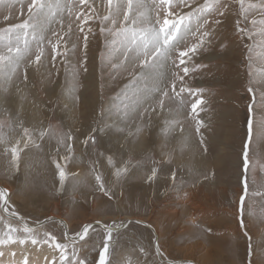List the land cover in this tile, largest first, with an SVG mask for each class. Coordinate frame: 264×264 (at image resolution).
I'll use <instances>...</instances> for the list:
<instances>
[{
    "label": "rangeland",
    "instance_id": "rangeland-1",
    "mask_svg": "<svg viewBox=\"0 0 264 264\" xmlns=\"http://www.w3.org/2000/svg\"><path fill=\"white\" fill-rule=\"evenodd\" d=\"M249 2L259 3L260 0ZM235 10L234 5L233 12L221 26L213 25L216 35L212 43L188 62L190 68L206 65L190 71L185 78L186 86L203 90L199 95L205 101L204 110L198 109L196 117L204 121L200 133L196 132V119L188 116L190 103L177 117L183 121V132L179 127L170 128L165 122L169 110L176 107L170 101H166L162 113L152 114L150 124L147 117L141 119L138 113H131L126 121H121L115 109L123 107L122 101L129 102L122 90L129 82L131 68L121 69L116 74L110 72L106 62L102 63L101 54L107 57L108 52L104 47L105 36L99 33L98 21L90 22L95 35H89L86 64L82 63L85 49L81 35L78 41L73 38L76 49L73 51L69 44L67 57H57L55 67H52L49 51L44 67L38 71L35 67L30 68L27 85L18 79L7 91L0 85V121L7 125L3 129L5 135L19 139L22 135L19 125L22 124L29 128L34 138L50 126L70 131L75 137L68 142L73 146L68 161L62 159L67 154L65 147L58 145L54 137L37 139L40 147L25 149L18 171L8 170L9 157L0 150V185L11 194L9 212L14 208L23 220L2 210L0 216L14 226L26 224L40 231H51L61 243L68 245L70 254L73 244L64 239V233L71 237L84 225L93 224L95 232L90 230L92 240L83 249L78 246L84 242L77 241V250L81 258L87 257L88 264H98L104 236L102 228L95 222L99 220L111 225L114 220L126 222L125 217L131 216L158 229L163 257L169 262L193 264L189 261L194 260L199 264H249L253 260L260 264L264 259L259 254L264 225L256 218L248 221L253 243L257 245L256 254L250 257L244 229L240 228L236 217L239 196L243 194L242 145L251 101L247 92L249 77L244 45L253 44V41L241 40L235 34ZM26 17V6L21 16L20 6L13 7L12 0L0 3V29L18 24ZM195 23L194 20L193 28ZM242 26L250 25L242 22ZM53 27L59 28V25L54 22ZM17 84L20 91H17ZM73 84L78 101L69 95ZM136 87L150 89L153 81L145 78ZM179 87L178 84L177 90ZM184 97L187 102L196 98L187 92ZM101 120L110 127L104 133H96L98 143L86 148L82 141ZM137 128L142 131L137 132ZM201 138L204 144L200 143ZM250 155L249 175H255L256 183L250 184L251 198H246V203L254 205L259 213L264 208V200L251 194L264 192V151L250 152ZM108 156L113 157L117 166L131 162L130 171L118 182L113 174L115 169L108 164ZM56 163L66 165L69 173L63 186ZM93 167L112 187L114 195L111 198L93 187L95 181L89 175ZM153 167L157 169V178L149 182L147 176ZM173 172L177 176L175 187L171 179ZM205 176L208 178L204 179ZM61 221L68 226L71 223L69 228ZM151 226L133 221L114 231L108 257L110 264H124L125 258L131 264H161L162 257L156 255L153 247L158 240L154 239ZM28 244L8 247L19 250L20 255H30V260L45 261L43 257L47 255L52 259V254L57 260L59 258L58 253H51L53 251L47 245L39 248ZM141 247L146 254L140 251ZM118 250L124 253V259L114 254ZM21 256L17 255V261Z\"/></svg>",
    "mask_w": 264,
    "mask_h": 264
},
{
    "label": "snow or ice",
    "instance_id": "snow-or-ice-1",
    "mask_svg": "<svg viewBox=\"0 0 264 264\" xmlns=\"http://www.w3.org/2000/svg\"><path fill=\"white\" fill-rule=\"evenodd\" d=\"M0 3H3V0H0ZM16 4L20 6L21 16L24 15L26 6L27 17L18 24H10L0 29V85L4 86L5 91L16 79L21 84L27 85L29 69L35 67L38 71L44 67L49 51L52 67H55L57 57H67L69 44L73 51L76 49L77 44L73 38L75 37L78 41L81 35L85 49L82 63L86 64L89 35H95L90 22L98 21L99 33L105 36L104 47L108 52L107 57L101 54L102 63L106 62L110 72L116 74H119L121 69L131 68L128 73L129 82L122 90V95L129 102L122 101L123 107L117 106L115 114H119L123 122L131 113H138L141 119L147 117L150 124L152 114L162 113L166 101H170L176 107L169 110V118L165 122L170 128L179 127L181 132L184 130L183 121L177 117L187 104L190 103L191 108L188 116L196 119L199 115L198 109L203 111L202 105L205 103L199 95L203 90H193L186 86L185 78L190 71H196L206 65H194L190 68L188 62L201 50L207 49L216 35L213 25L221 26L228 14L233 12V6H236L235 34L241 40L247 38L253 41V44L244 45L249 77L247 92L250 94L251 101L248 104L246 118V138L242 145L243 194L239 196L236 217L240 228L244 229L243 235L248 243L249 256H254L257 245L253 243L248 221L256 218L261 225H264V208L257 213L254 205L246 203V198H251L250 184L256 183L255 175H249L252 160L250 152L255 154L258 151H264V0H260L259 3L249 2V0H203V2L200 0H12V6ZM257 16L260 18L257 19ZM7 19L8 17H5V20ZM66 20L67 24H65ZM194 20L195 28H193ZM54 22L59 25V28L53 27ZM242 22L250 26H242ZM65 62H67L66 59ZM22 64L23 73L20 74ZM84 71H87L86 67ZM145 78L153 81V87L138 89L136 85ZM178 84L180 87L177 90ZM16 88L20 91L19 84ZM130 89L131 96H129ZM75 90V84H73L69 95L78 101L79 97L75 96ZM186 92L190 96H195V100L187 102L184 97ZM196 125V132L200 133L201 128L204 127V121L196 119ZM6 126L4 121H0V150L9 157V171H18L24 160L25 149L39 148L40 145L36 143V140L44 139L45 136L54 137L58 145L65 147L67 154L62 157L63 160L68 161L71 158L73 146L68 142L73 141L75 137L70 131L65 132L50 126L41 130L34 138L29 128L20 124L22 135L16 139L5 135L3 129ZM109 127L110 125L101 120L97 127L89 130L82 141L83 145L86 148L89 144L94 147L98 143L96 133H104ZM117 130L123 131L122 128ZM140 131L142 129L137 128V132ZM200 143L204 144L203 138ZM204 151L207 152V149L205 148ZM107 160L108 164L115 169L113 174L117 182L130 171V161L117 166L112 156H108ZM56 169L63 186L69 178L66 165L56 163ZM89 175L94 178V188L109 198L114 195L112 187L106 184L102 174L94 167ZM156 178L157 169L153 167L147 180L151 182ZM207 178V176L204 177V179ZM171 179L175 187L177 179L175 172L172 173ZM251 195L259 196L264 200V192L257 191ZM10 200L11 194L8 189L0 187V210L9 216L23 220L14 208L9 212ZM131 223L133 221H127V224ZM95 224L100 226L104 233L98 264H110L108 257L111 255L114 227H124L126 223L114 220L109 225L97 220ZM40 227L43 228V225L41 224ZM90 230L95 232L93 224L84 225L71 237L67 232L64 233V239L71 240L73 244L70 254L68 245L61 243L51 231H40L26 224L23 227L14 226L4 216H0V246H5L0 247V264H40L39 260H30L26 255L21 256L17 261V251L8 247L28 243L37 247L47 245L53 253H58V260L55 256L52 259L46 256V264H88L87 257L81 258L77 250V241L84 242L78 246L83 249L84 245L92 240ZM259 243V254L264 257V232L261 234ZM140 251L146 254L143 247ZM155 253L162 257L161 264H168L163 259V252L158 241L155 244ZM249 264H255V262L250 260ZM260 264H264V259L260 261Z\"/></svg>",
    "mask_w": 264,
    "mask_h": 264
},
{
    "label": "bare ground",
    "instance_id": "bare-ground-1",
    "mask_svg": "<svg viewBox=\"0 0 264 264\" xmlns=\"http://www.w3.org/2000/svg\"><path fill=\"white\" fill-rule=\"evenodd\" d=\"M18 139V138H17ZM46 147V146H45ZM1 166V165H0ZM54 170V169H53ZM76 173V172H75ZM4 182V181H3ZM0 187H4V188H6L5 186H1L0 185ZM9 191V190H8ZM129 218V220L130 221H140V224H143L144 226H147V227H149V226H151L150 224L151 223H148V222H146V221H142V219L141 220H139V219H132V216H131V218L130 217H125V221L127 220ZM61 219V218H60ZM129 220H127V221H129ZM45 221V220H44ZM66 221V220H65ZM23 223V222H22ZM73 223V222H72ZM64 224V223H63ZM71 224V223H70ZM70 224H69V226H70ZM65 225V224H64ZM68 226V225H67ZM69 226H68V228H69ZM33 227V226H32ZM151 229L153 230V233H154V239L157 241L158 240V242H159V244H160V239H159V237H160V233H159V231H158V229H155L154 227H152L151 226ZM114 232V231H113ZM72 236V235H71ZM70 237V236H69ZM154 240V241H155ZM72 242V241H71ZM29 245V244H28ZM161 246V245H160ZM21 247V246H20ZM154 249H155V243H154ZM40 248V247H39ZM14 249H16V248H14ZM45 249V248H44ZM13 250V249H12ZM42 250V249H41ZM15 251H19V250H15ZM38 251H40V250H38ZM46 251V250H45ZM51 251V250H50ZM161 251H162V248H161ZM163 252V251H162ZM21 253V252H20ZM42 253V252H41ZM49 253V252H48ZM51 253H53V252H51ZM37 254V253H36ZM47 254V253H46ZM56 254V253H55ZM17 255L20 257L21 255L22 256H24V255H26V256H30V255H27L26 253L25 254H18V252H17ZM51 255V254H50ZM163 255H164V252H163ZM41 256V255H40ZM47 256V255H46ZM51 256H54V254H52ZM50 256V257H51ZM35 258H36V256H35ZM43 258H45V257H43ZM164 258V257H163ZM56 259H57V257H56ZM162 259V258H161ZM164 260H168L167 258L165 259L164 258ZM18 261H19V258H18ZM40 261V264H46V262L45 261H42V260H39ZM174 261V260H173ZM167 262H169V261H167ZM172 262V261H171ZM171 262H169V263H171ZM189 262H191V263H193V264H199V262H196V261H194V260H192V261H189ZM172 263H174V262H172ZM176 264H179L178 262H176Z\"/></svg>",
    "mask_w": 264,
    "mask_h": 264
},
{
    "label": "crops",
    "instance_id": "crops-1",
    "mask_svg": "<svg viewBox=\"0 0 264 264\" xmlns=\"http://www.w3.org/2000/svg\"><path fill=\"white\" fill-rule=\"evenodd\" d=\"M127 220H129V218L127 219ZM126 220V221H127ZM160 233V232H159ZM160 238V237H159ZM154 246V245H153ZM122 251H124V250H122ZM114 253V252H113ZM114 254H117V257H122L123 258V256H124V253H122L120 250H118V251H116ZM131 258H132V256H131ZM124 259V258H123ZM129 262H130V260L128 259V258H125V261L123 262L124 264H129Z\"/></svg>",
    "mask_w": 264,
    "mask_h": 264
},
{
    "label": "water",
    "instance_id": "water-1",
    "mask_svg": "<svg viewBox=\"0 0 264 264\" xmlns=\"http://www.w3.org/2000/svg\"><path fill=\"white\" fill-rule=\"evenodd\" d=\"M126 223V225H127V221L125 222ZM125 227V226H124ZM121 227H119V228H114V230L113 231H116V230H118V229H120ZM174 263H176V262H174Z\"/></svg>",
    "mask_w": 264,
    "mask_h": 264
}]
</instances>
